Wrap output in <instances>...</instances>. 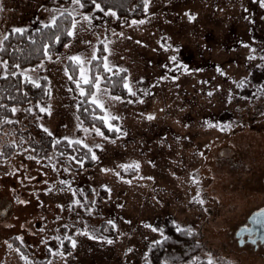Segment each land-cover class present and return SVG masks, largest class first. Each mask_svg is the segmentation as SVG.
I'll return each instance as SVG.
<instances>
[{"label":"rangeland","instance_id":"1","mask_svg":"<svg viewBox=\"0 0 264 264\" xmlns=\"http://www.w3.org/2000/svg\"><path fill=\"white\" fill-rule=\"evenodd\" d=\"M107 1L126 10L140 2ZM261 2L149 0L142 17L124 21L116 6L89 14L71 0H0V39L10 29L50 23L64 9L78 21L67 47L21 70L36 82L44 76L49 94L11 108V119H28V133L0 158V264H26L20 246L27 264H143L149 244L162 237L154 222L166 217L197 236V254L171 264H264L262 245L239 244L235 235L264 205V112L241 109V124L234 112L248 102L236 95L240 82L253 92L264 87V80L247 79L264 65ZM94 51L126 70L136 93L120 100L109 90L101 94L119 128L103 137L79 120V90L68 79V57ZM3 65L0 59V75ZM224 110L232 116L220 121ZM41 130L83 141L75 145L98 159L75 170L74 161H57L53 151L37 158ZM134 163L138 169L120 167ZM101 221L112 222L114 239L90 238ZM65 235L76 247L55 239Z\"/></svg>","mask_w":264,"mask_h":264},{"label":"trees","instance_id":"2","mask_svg":"<svg viewBox=\"0 0 264 264\" xmlns=\"http://www.w3.org/2000/svg\"><path fill=\"white\" fill-rule=\"evenodd\" d=\"M82 3L85 4V6L81 8L82 12L89 14L103 12L108 8L116 6L107 0H96V3H99L103 9V11H101L95 8L91 0H82ZM116 12L124 21L140 18L145 14L144 2L140 0L138 5L131 10L116 6ZM56 17V24L51 27L45 26L50 23L37 24L22 28L26 30L22 35L13 33V29H10L6 33L9 39L4 41L2 50H0V59L3 60V63L7 62V67H4V74L0 75V105L3 106L0 107V121L10 120L12 122L0 123V158L11 156L12 152L16 149L13 139L17 137L23 142L26 138L25 135L28 133L23 130L28 129V119H23L21 121L11 119V108L16 105H24L31 100L36 103L46 98L49 94L48 81L44 76L39 78L37 83L40 86L36 87L33 83L26 81L25 77H22L21 70L37 67L46 57V52L47 55L58 53L70 41L71 37L67 35V32L71 28L75 15L72 14L68 16L67 13H65L61 16V13H59ZM101 62V60L93 61V65ZM16 65L19 67H15ZM68 66L72 67L71 75L75 76L72 62L68 61ZM91 66L92 65H90V67ZM117 70L118 69L113 68L114 72ZM100 71L102 72V69ZM11 72H16V75H10L9 73ZM249 75L250 77L247 78L248 80H252L253 82L259 81L261 83L264 80V65L261 67H254ZM124 78H126V72L121 71L119 76L111 77V83H102V85H104L110 93L128 98L130 94L127 89L123 87ZM72 83V80H70L71 86ZM238 85L236 91L237 97L248 101L246 104L238 105L234 109V112L237 113L235 123L240 121L241 124L242 119H240L241 114H239L241 109L246 110L248 106H252L258 113L264 112V87L259 92H253L252 90L254 87H247L246 84L242 82ZM84 87L88 90L87 85ZM76 97V113L79 120L88 126L95 125L99 127L104 134H109L110 131L103 126L101 121L93 119L94 115H102V111L95 108V106L89 107L87 103L83 102L85 101V97H81L79 94ZM85 108H88L87 112L84 111ZM94 108L95 111H93ZM231 116V111L224 110L220 113L219 120L223 121L224 119H230ZM29 123V125H36L35 121L32 119H29ZM41 134L45 138V143H41V148L37 149L39 151L35 150L37 158L40 157L46 160L49 156L48 153L53 151L54 159L57 161H74L77 165L75 170H79L82 165L89 166L93 163L91 154L86 148L81 149L75 144L70 147L67 140L52 139L44 130H41ZM28 136L30 137L31 135L29 134ZM56 141H59V143H56ZM73 157H75V159H73ZM81 160L83 162L82 164L79 162ZM154 223V227L161 232L162 237L149 244L145 254V261H147H144L143 264H165L167 262L171 264L183 261L184 255L187 256V259H190L197 254L195 253L197 236L193 235L194 229L190 226L178 227L169 217H166L164 221L157 219ZM88 231L89 235L94 238L114 239L115 237V232L107 221H101L98 226L90 227ZM20 253L26 256L22 246H20Z\"/></svg>","mask_w":264,"mask_h":264},{"label":"snow or ice","instance_id":"3","mask_svg":"<svg viewBox=\"0 0 264 264\" xmlns=\"http://www.w3.org/2000/svg\"><path fill=\"white\" fill-rule=\"evenodd\" d=\"M91 2L95 5L96 9H99L101 11H103V9L101 8V5L99 3H96V0H91ZM71 3L74 5H78L79 7L83 8L85 6L84 3H82V0H71ZM148 3L149 0H144V7L145 10H147L148 8ZM261 6L264 7V0H262L261 2ZM2 7H0V11H2ZM72 11H75V9H73ZM65 13H67L68 16L72 15L71 11H68V9H64L63 11H61V16H63ZM108 14V13H105ZM112 15H115V13H112ZM82 19L84 21L90 22L91 21V17L89 16H82ZM56 20L57 17L55 15H53L51 17V22L48 25H45L46 27H51L54 26L56 24ZM78 21H76L75 19L72 21V28L74 29L77 25ZM133 23H143V21H133ZM13 33H19V34H23L26 30L22 29V28H14ZM68 36H73L74 32L69 30L67 32ZM9 39L8 35H4L2 37V39H0V50H2V45L4 43V41H7ZM59 39V38H58ZM103 43V42H102ZM68 45H65V47H67ZM107 45L105 44L104 47V51H107ZM45 55H47V52L45 53ZM50 58V57H49ZM172 60H175L176 57L173 56L171 58ZM68 60L70 62H72L74 71H78V75L77 76H72L69 75L68 79L72 80L75 85L76 88L79 90V95L81 97H85V103H87L89 105V107L91 106H95V108L100 109L104 115H94L93 119L94 120H99L101 121V123L103 124L104 127H106L109 131H119V128L115 127L110 121L117 119V117L112 116L110 112H108V109L104 103V101L100 98L101 94L103 93H107L108 89L101 88V84L102 83H111V77L112 76H119L121 71H126L124 69H118L117 71H113V67L110 65L108 58L107 57H98L96 52L94 51L91 55L90 58H81L80 56L77 55H73V56H69ZM97 60H101L102 62L96 65H93V61H97ZM90 65H92L91 67H89ZM5 68L7 67V62H4L3 65ZM15 67H19L18 65H16ZM102 69V72L100 71ZM27 70H25L26 72ZM65 73L67 75V69L65 70ZM10 75H16V72H11L9 73ZM105 74H110V75H105ZM25 80L29 81L31 83L34 84V86L39 87L40 85L35 81L32 80L30 77L25 76ZM85 85L88 86V90L85 89ZM123 87L125 89H127L128 93L130 95L135 96L136 93L135 91H133L131 85L128 83L127 78H124V83H123ZM110 99L113 100H120L121 97L119 96H110ZM0 107H3L2 105H0ZM95 108L93 109V111H95ZM11 111L13 113L16 112V109L13 108L11 109ZM40 111H46L45 108H41ZM85 112L88 111V108L84 109ZM153 117H149V119H152ZM2 122H7V123H11L12 121H0V123ZM79 127V126H78ZM45 131H47V129H45ZM85 132H88L89 129H84ZM92 131L95 132L96 135L103 137L104 133L101 131V129L99 127H96L95 125H93ZM49 135H51V133H49ZM65 139H67L65 137ZM56 143H59V141H56ZM73 144H83V141L81 140H68V145L71 147ZM84 147H88L86 144L83 145ZM96 147H100V145H96ZM89 152H91V148L88 149ZM73 159H75V157H73ZM92 160H96L98 159L97 156L95 155V153L92 154L91 156ZM81 164L83 163L82 160L79 161ZM121 168L124 169H129V168H134V169H138L139 168V164L138 163H134V164H130V165H120ZM105 171H107V169H105ZM117 175H119V173H117ZM197 181L195 179H193V183H196ZM197 195H199V193H197ZM23 203V202H22ZM74 203L79 204V201H74ZM200 203H203V201H200ZM112 222L109 221V224H111ZM114 227V225H113ZM155 231V229H153ZM179 230V229H178ZM82 234H87V233H82ZM90 238H94V237H90ZM16 239H21L20 237H16ZM55 239L60 241L61 246H63L65 241H69L72 245V247H76V240L73 239L71 236H67L65 235L63 238L61 237H56ZM107 243H112L111 240H108ZM9 247H12V245H9ZM17 251H19V249H17ZM51 251V249H50ZM61 255H63V253H60ZM21 259H24L26 261L27 264V257L26 256H21ZM208 264H214V262L209 259Z\"/></svg>","mask_w":264,"mask_h":264},{"label":"water","instance_id":"4","mask_svg":"<svg viewBox=\"0 0 264 264\" xmlns=\"http://www.w3.org/2000/svg\"><path fill=\"white\" fill-rule=\"evenodd\" d=\"M248 226L243 225L238 228L235 235L239 238L244 234L251 235L255 233L254 239L251 240L252 243L256 239H259L261 242L264 241V207L259 208L253 211L247 218ZM241 243L240 241L238 242Z\"/></svg>","mask_w":264,"mask_h":264},{"label":"flooded vegetation","instance_id":"5","mask_svg":"<svg viewBox=\"0 0 264 264\" xmlns=\"http://www.w3.org/2000/svg\"><path fill=\"white\" fill-rule=\"evenodd\" d=\"M262 207H264V205L258 207L257 209L262 208ZM257 209H255V210H257ZM247 218H248V216H247ZM243 225L248 226L247 219L245 221V224H243ZM243 225L241 224L240 226H243ZM254 237H255V233H253L251 235L244 234L243 236H241V238H239L238 242L240 241L242 245H245L247 243L248 245H250L256 249L260 245H262V247L264 248V241L261 242L259 239H256L254 243L251 242V240L254 239Z\"/></svg>","mask_w":264,"mask_h":264}]
</instances>
